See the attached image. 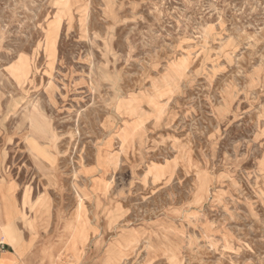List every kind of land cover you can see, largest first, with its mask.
<instances>
[{
    "label": "rangeland",
    "instance_id": "1",
    "mask_svg": "<svg viewBox=\"0 0 264 264\" xmlns=\"http://www.w3.org/2000/svg\"><path fill=\"white\" fill-rule=\"evenodd\" d=\"M0 213L32 264H264V0H0Z\"/></svg>",
    "mask_w": 264,
    "mask_h": 264
},
{
    "label": "crops",
    "instance_id": "2",
    "mask_svg": "<svg viewBox=\"0 0 264 264\" xmlns=\"http://www.w3.org/2000/svg\"><path fill=\"white\" fill-rule=\"evenodd\" d=\"M5 217L0 213V264H32L30 238L23 237V242L5 241L2 227L6 224ZM15 222V220H14Z\"/></svg>",
    "mask_w": 264,
    "mask_h": 264
}]
</instances>
